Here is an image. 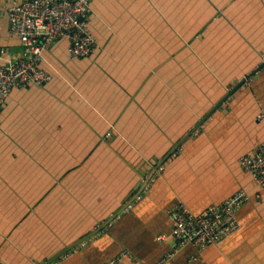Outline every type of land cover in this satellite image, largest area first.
Instances as JSON below:
<instances>
[{"label":"crops","instance_id":"1","mask_svg":"<svg viewBox=\"0 0 264 264\" xmlns=\"http://www.w3.org/2000/svg\"><path fill=\"white\" fill-rule=\"evenodd\" d=\"M14 2L0 0V64L22 49L6 35ZM89 8L92 55L57 40L52 80L2 108L0 264H50L79 241L58 264H264V188L239 164L264 140V0ZM238 189L234 235L176 249V203L199 213Z\"/></svg>","mask_w":264,"mask_h":264},{"label":"built area","instance_id":"2","mask_svg":"<svg viewBox=\"0 0 264 264\" xmlns=\"http://www.w3.org/2000/svg\"><path fill=\"white\" fill-rule=\"evenodd\" d=\"M90 1L15 0L7 11L6 35L17 39L22 49L18 58L0 64V114L12 90L42 88L52 80V73L44 69L42 63L44 54L57 40H68L67 52L72 59L92 55L96 42L90 32ZM256 120L264 123V109ZM239 164L255 185L263 189L264 140L252 152L240 156ZM159 171L160 167L156 173ZM247 201V192L238 189L199 213H193L183 203H176L167 213L176 249L189 246L199 251L207 246L218 247L239 230L236 214ZM118 261L119 256L105 264ZM50 264H58V259Z\"/></svg>","mask_w":264,"mask_h":264},{"label":"water","instance_id":"3","mask_svg":"<svg viewBox=\"0 0 264 264\" xmlns=\"http://www.w3.org/2000/svg\"><path fill=\"white\" fill-rule=\"evenodd\" d=\"M243 83V82H242ZM172 152H170L168 155H167V157L171 154ZM167 157L165 158V160L167 159ZM154 173V171L152 172V174ZM151 174V175H152ZM145 182V181H144ZM124 208V207H123ZM122 210V209H121ZM120 210V211H121ZM120 211H119V213H120ZM82 241H79L78 243H76L75 245H73L72 247H70L69 249H66L65 251H63L61 254H59L55 259H58V258H60L61 256H63V255H65V254H67V253H69L70 251H71V249L72 248H74V247H76L77 245H79L80 243H81ZM52 262V261H51Z\"/></svg>","mask_w":264,"mask_h":264}]
</instances>
